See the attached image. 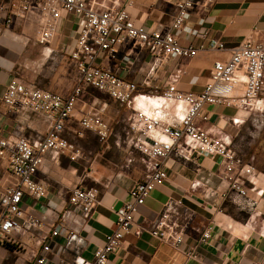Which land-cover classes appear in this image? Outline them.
<instances>
[{
	"label": "crops",
	"instance_id": "obj_1",
	"mask_svg": "<svg viewBox=\"0 0 264 264\" xmlns=\"http://www.w3.org/2000/svg\"><path fill=\"white\" fill-rule=\"evenodd\" d=\"M181 1L133 0L128 11L136 24L172 32L183 44L198 48L197 55L156 57L148 48L130 41L118 47L114 58L103 60L105 67L137 84L136 94L130 103L122 104L100 92L112 103L101 101L97 108L86 100L93 88L84 87L65 130V137L80 153L75 160L67 152L49 150L45 154L37 177L46 194L40 200L24 199L19 219L23 228L0 244V264H38L45 242L52 248L46 254V264L92 260L95 250L116 228V209L130 199L133 184L150 173L147 156L136 148L135 137L128 130L133 112L144 110L164 122L178 120L186 107L163 98L168 83H176L182 91L199 92L208 82L216 60H227L231 50L245 39H264V0H217L208 6L202 0H192L185 26L197 30L196 35L171 28ZM113 2L106 0L108 5ZM23 6L21 0H0V135L11 142L43 138L50 120L30 110L9 109L2 95L10 81L18 79L63 96H69L77 85V70L69 50L75 43L81 18L62 12L58 32L46 44H40V1L31 2L27 9ZM209 38L223 41L225 50L207 49ZM260 97L264 102V87ZM89 112L104 119L111 129V138L101 150H96L92 139L95 132L80 125L81 118ZM205 112L209 119L199 120L198 126L231 148L253 170L250 177L244 176L248 180V198L228 192L222 158L190 152L189 142L182 140L183 152L171 155L165 162L166 182L156 187L135 213L131 230L106 264H264V111L206 105ZM106 116L123 118L125 127H111ZM81 127L85 129L83 133L79 132ZM17 182L7 158L0 157V190ZM76 186L99 190L89 214L69 206L70 192ZM224 193L229 198H224ZM163 214L182 233L184 243L180 248L152 235L156 220ZM29 217L38 218L40 225L28 227ZM208 228L212 230L211 237L202 241ZM56 230L58 234L53 236ZM190 250L196 252L197 259L187 257Z\"/></svg>",
	"mask_w": 264,
	"mask_h": 264
},
{
	"label": "built area",
	"instance_id": "obj_2",
	"mask_svg": "<svg viewBox=\"0 0 264 264\" xmlns=\"http://www.w3.org/2000/svg\"><path fill=\"white\" fill-rule=\"evenodd\" d=\"M21 1L23 8L27 9L35 0ZM38 1L42 7L37 26V40L40 44H46L58 32L62 12L81 18L75 43L69 50L70 59L77 70V85L69 96L18 79L10 81L5 88L2 101L9 109L30 110L49 118L50 123L45 136L33 142L26 138L11 142L0 135V157L7 158L10 171L18 179L16 184L0 190V244L8 242L13 232L23 228L19 219L23 214L24 199L44 198L46 189L38 180L37 173L45 154L49 150L67 152L70 153L71 160L79 155L77 146L65 137V130L67 121L82 97L84 87L98 90L122 104L130 103L136 94L137 84L105 67L104 59L114 58L118 47L130 41L139 43L154 56L161 58H193L198 52V48L192 44H183L172 32L162 33L136 24L128 11L133 6V0H114L112 5H108L106 0ZM216 1L202 0L206 6ZM191 5L192 0L177 3L178 12L171 23L173 30H183L192 35L198 33L185 26L190 17ZM203 22L201 20L200 24ZM205 47L213 51H224L225 43L217 38H209ZM263 87L264 39L248 38L231 50L227 60H216L213 63L210 78L201 91H182L176 83H168L163 98L186 107L178 120L164 122L158 115L135 110L128 130L135 137L136 148L147 156L150 173L146 179L133 184L129 191L130 199L116 209V228L106 236L104 245L95 250L92 260H81L79 264H106L110 255L121 247L125 234L134 224L135 213L150 193L166 182L168 172L165 162L171 155L183 152L182 140L189 142L190 152L222 158L228 192L235 193L241 199L248 198V180L244 176L250 177L253 174L252 168L231 148L201 129L198 121L209 119L205 112L206 105L264 111V102L260 97ZM80 125L94 131L101 141L107 140L109 126L96 113H86L81 118ZM98 194L96 187L76 186L70 192L69 206L89 214L97 202ZM223 197L229 198L228 193H224ZM39 225L38 218H28V227ZM211 232V228L204 231L202 241L208 240ZM151 233L176 248L184 243L182 233L176 231L175 224L164 214L156 220ZM57 234V230L52 232L53 236ZM51 249L50 244L45 242L37 258L38 264L48 263L46 254ZM186 255L189 259L198 258L192 250L187 251Z\"/></svg>",
	"mask_w": 264,
	"mask_h": 264
},
{
	"label": "rangeland",
	"instance_id": "obj_3",
	"mask_svg": "<svg viewBox=\"0 0 264 264\" xmlns=\"http://www.w3.org/2000/svg\"><path fill=\"white\" fill-rule=\"evenodd\" d=\"M86 100L91 102V105H94L95 107H99L101 104V101H106L109 105L112 103V101L107 97L104 96L103 94H101L100 92L96 91V90H89V94L86 95ZM106 120L110 121L111 127H116L119 128V126L125 127V123L123 122V118H121L120 120H113V118L111 116H106L105 118ZM104 120V119H103ZM105 121V120H104ZM106 122V121H105ZM107 123V122H106ZM108 124V123H107ZM109 126V124H108ZM85 130V129H84ZM83 128H79V132L83 133ZM111 131V129H109V132ZM96 134V133H95ZM109 133H108V137L106 141H101L98 137V135L96 134V136L94 135L92 137L93 141L95 142L96 145V150H101L103 148V146L106 145V142L108 141V139L110 140L111 137H109ZM114 155V154H113ZM116 156L119 155V153L115 154Z\"/></svg>",
	"mask_w": 264,
	"mask_h": 264
}]
</instances>
